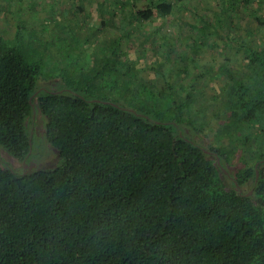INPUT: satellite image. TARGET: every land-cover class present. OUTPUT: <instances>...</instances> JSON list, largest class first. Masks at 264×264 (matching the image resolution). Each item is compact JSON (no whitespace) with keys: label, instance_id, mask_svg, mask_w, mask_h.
I'll use <instances>...</instances> for the list:
<instances>
[{"label":"trees","instance_id":"trees-1","mask_svg":"<svg viewBox=\"0 0 264 264\" xmlns=\"http://www.w3.org/2000/svg\"><path fill=\"white\" fill-rule=\"evenodd\" d=\"M130 1L106 18L116 34L85 29L96 47L59 89L0 34V145L27 159L39 109L58 152L53 167L0 165V264H264V43L238 45L221 94L159 88L124 59L125 24L175 5Z\"/></svg>","mask_w":264,"mask_h":264},{"label":"rangeland","instance_id":"rangeland-1","mask_svg":"<svg viewBox=\"0 0 264 264\" xmlns=\"http://www.w3.org/2000/svg\"><path fill=\"white\" fill-rule=\"evenodd\" d=\"M129 1L0 0V34L11 45H21L29 62L40 64L39 80L45 81V88L59 89L64 84L63 77L69 75L67 62L73 61L77 67V53L88 55L96 47L91 41L86 42L85 29L101 30L106 26L116 34L118 31L106 24V18L108 21L110 10L120 13L125 8L129 13L132 9ZM152 1L132 0L138 7ZM173 3V12L165 17L155 12L151 21L125 24L128 34L122 45L124 59H133L141 75L159 88H168L171 83L185 93L194 84L204 96L221 94L230 83L225 62L235 73L244 66V49L238 45L244 42L257 47L264 43V0H173ZM207 21L211 28L204 27ZM19 22L22 36L18 40L14 35ZM116 95L120 104L128 105L121 91ZM31 130L28 158L19 160L0 145V165L22 172L57 163L58 152L47 138L46 117L39 109L35 111ZM201 139L205 142L203 136Z\"/></svg>","mask_w":264,"mask_h":264}]
</instances>
